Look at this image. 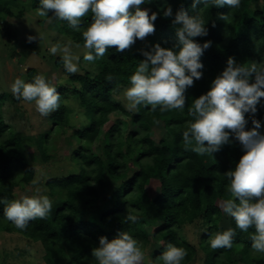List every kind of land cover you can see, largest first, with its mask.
Returning a JSON list of instances; mask_svg holds the SVG:
<instances>
[{"label": "trees", "instance_id": "16d2710c", "mask_svg": "<svg viewBox=\"0 0 264 264\" xmlns=\"http://www.w3.org/2000/svg\"><path fill=\"white\" fill-rule=\"evenodd\" d=\"M29 2L37 12L39 0ZM167 5L172 6L174 13L183 7L189 15L202 16L209 35L195 39L201 44L211 41L212 46L202 57L203 78L186 93L184 110L161 112L158 107L153 112L150 105L139 106L133 117L141 129L138 135L122 138L120 129L114 125L111 139L100 143L101 153L89 149L97 144L109 116L125 112L112 99V94L118 87L130 86L129 78L145 59L141 50H150L157 43L171 49L177 43L171 19L162 18L161 13L155 22V33L145 41H137L122 53L116 52L115 48L109 49L103 58L95 61L99 72L94 77L88 73H66L62 59L56 60L57 70L65 75L71 87L65 88L63 81L55 86L61 102L51 117L54 133L68 128V102L83 110L81 127L74 129L72 135L77 146L73 155L76 171L51 177L46 182L51 211L45 218L31 221L26 230L16 228L4 218V204H0V228L41 243L46 252V264H96L92 250L99 247V238L104 236L111 241L122 232H128L136 240L151 238L163 243L162 253L169 243L186 249L182 264L190 260L195 248L205 255L204 264H264V253L254 252L251 247L255 230L242 232L236 228L235 220L222 210L223 201L235 199L230 194V181L225 175L234 170L245 154L242 146L234 141L219 153L200 156L183 142V132L194 120L189 108L195 98L209 91L212 81L225 69L230 57L245 66L253 62L264 63V0H241L240 7L234 9L204 5L193 9L192 0H153L151 5L143 7L159 12ZM19 7L15 11L11 4L0 3V14L23 18L26 9ZM221 14L226 15V19H221ZM42 18L41 24L49 19L47 16ZM91 18V12L82 18L80 31L60 20L58 32L77 46H84L82 33L90 25ZM241 25L244 33L238 35L237 29ZM37 75L35 69L27 72L29 80H34ZM5 101V97L0 96V199L12 201L21 198L16 192L21 183L28 186L34 182L35 167L28 160L23 139L11 133L3 119ZM256 118L264 122V108L259 109ZM157 124H162L166 131L158 143L152 138V129ZM251 128L249 121L246 130ZM50 138L51 133L28 139L46 163L51 159L47 150ZM152 182L159 185L155 192L149 190ZM107 192H111L108 205L102 207V195ZM128 210L139 217L136 223L125 222ZM224 222L228 229L235 231L233 245L212 249L208 239L215 232L225 230ZM194 225L203 232L195 248L182 234L185 227Z\"/></svg>", "mask_w": 264, "mask_h": 264}, {"label": "clouds", "instance_id": "9594fccd", "mask_svg": "<svg viewBox=\"0 0 264 264\" xmlns=\"http://www.w3.org/2000/svg\"><path fill=\"white\" fill-rule=\"evenodd\" d=\"M152 3L153 0H39L37 12L42 17L67 21L76 31L81 30L82 18L91 12V23L82 33L84 48L89 50L83 59L88 62L103 58L109 49L122 53L137 41H145L155 33V22L161 13L162 18L171 19L177 43L171 49L157 43L150 50H141L145 59L129 78L130 86L123 95L129 110L150 105L153 112L158 107L161 112L183 111L186 93L204 76L202 57L212 42L201 44L195 38L207 37L208 28L202 16L189 15L183 7L175 13L171 5L159 12L142 7ZM240 4L241 0H192L193 9L200 5L234 9ZM221 19H226V15L221 14ZM27 39L31 43L37 37ZM58 50V45L49 49L53 55ZM62 51L64 70L76 73L80 57L73 56L68 47ZM12 92L18 100L34 102L42 116L60 108V93L43 75H37L30 83L15 79ZM260 108H264V63L245 66L230 57L209 91L195 98L189 108L194 120L183 132V142L200 156L219 153L234 141L242 146L245 154L234 170L225 175L235 199L223 201L222 210L242 232L255 230L251 236L252 250L264 253V122L256 118ZM249 121L252 128L246 130ZM36 191L39 193L40 189ZM0 204H4V218L21 230H26L31 221L45 218L52 207L49 198L41 195H26L12 201L0 199ZM138 219L128 210L125 222L136 223ZM234 236V229L229 228L215 232L208 243L212 249L231 248ZM186 255V249L169 243L153 264H182ZM92 257L96 264H143L145 259L139 242L128 232L119 233L111 241L101 236Z\"/></svg>", "mask_w": 264, "mask_h": 264}, {"label": "rangeland", "instance_id": "374dc122", "mask_svg": "<svg viewBox=\"0 0 264 264\" xmlns=\"http://www.w3.org/2000/svg\"><path fill=\"white\" fill-rule=\"evenodd\" d=\"M0 3L11 4L15 11H18L19 6L26 9L23 18L0 14V96L6 99L2 107V116L11 133L23 139L26 144L28 160L35 167L34 182L28 186L21 183L16 192L20 197L41 195L51 199L45 188L46 182L51 177L69 175L76 171L73 155L77 146L72 135L74 129L81 127L83 110L77 104L68 102L70 106L68 128L62 129L61 133H54L51 117L56 111L48 116L40 115L36 111L34 102L27 103L13 98L15 96L12 92V84L17 78H22L25 82H32L33 80L28 79L27 72L30 69H35L38 75L45 76L52 86H58L63 81L62 84L65 85V88L71 87L67 84L65 75L56 68V60L62 59L64 47H68L73 56L80 57L76 74L88 73L94 77L98 74L99 67L95 62L83 59L85 53L89 51L88 49H85L84 46H77L73 40L58 32L59 19L49 18L44 24H41L43 18L32 8L29 0H0ZM237 31L238 35L244 33V27L239 26ZM29 36L37 37V39L29 43L27 39ZM26 43L30 45L27 46ZM54 45L59 46L55 55L49 51ZM128 87H118L113 92L112 99L120 104L125 112L109 116L97 144L89 148L92 152L101 153L102 145L100 143L111 139L109 136L114 125L120 129L122 138L141 133L140 127L133 120L137 109L129 110L128 102L123 95ZM48 133H51L47 147L51 159L46 163L37 147L29 143L28 139ZM165 135L166 131L162 124H157L152 129V138L156 143ZM131 171L134 172V169ZM158 186V183L152 182L149 190L155 192ZM37 188L40 189L39 193L36 191ZM110 194L111 192H107L102 195V207L108 205ZM223 228L228 229L227 222H224ZM202 233V229L198 225L185 227L182 232L184 238L194 248ZM137 241L145 256L143 264H151L153 259L162 253L163 243L156 242L151 238L147 241ZM194 250L190 260L184 264H204L205 255L196 248ZM45 256L46 252L41 243L29 241L19 233L7 232L0 228V264H46ZM232 264L240 263L233 262Z\"/></svg>", "mask_w": 264, "mask_h": 264}]
</instances>
